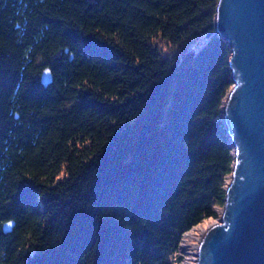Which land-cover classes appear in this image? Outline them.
<instances>
[{
	"label": "trees",
	"instance_id": "1",
	"mask_svg": "<svg viewBox=\"0 0 264 264\" xmlns=\"http://www.w3.org/2000/svg\"><path fill=\"white\" fill-rule=\"evenodd\" d=\"M219 1L0 0V264L182 263L234 171Z\"/></svg>",
	"mask_w": 264,
	"mask_h": 264
},
{
	"label": "water",
	"instance_id": "2",
	"mask_svg": "<svg viewBox=\"0 0 264 264\" xmlns=\"http://www.w3.org/2000/svg\"><path fill=\"white\" fill-rule=\"evenodd\" d=\"M215 20L232 46L235 83L222 112L235 163L227 203L203 231L197 264H264V0H220ZM42 80L53 82L50 68Z\"/></svg>",
	"mask_w": 264,
	"mask_h": 264
},
{
	"label": "rangeland",
	"instance_id": "3",
	"mask_svg": "<svg viewBox=\"0 0 264 264\" xmlns=\"http://www.w3.org/2000/svg\"><path fill=\"white\" fill-rule=\"evenodd\" d=\"M229 181H230V178L228 179V182ZM217 212L219 214L218 218L206 219L204 222L195 226L191 230V231L195 232L194 237H188V236L184 235V238L182 241V248H181V255L183 258L182 264H197L196 259H198V256L196 255V253L198 252V245L200 244V238L203 234L204 229H206L210 223H212L216 220L218 221L219 218L222 216L220 209H217Z\"/></svg>",
	"mask_w": 264,
	"mask_h": 264
},
{
	"label": "bare ground",
	"instance_id": "4",
	"mask_svg": "<svg viewBox=\"0 0 264 264\" xmlns=\"http://www.w3.org/2000/svg\"><path fill=\"white\" fill-rule=\"evenodd\" d=\"M186 236H188V237H194L195 236V232L190 230V231L187 232Z\"/></svg>",
	"mask_w": 264,
	"mask_h": 264
},
{
	"label": "built area",
	"instance_id": "5",
	"mask_svg": "<svg viewBox=\"0 0 264 264\" xmlns=\"http://www.w3.org/2000/svg\"><path fill=\"white\" fill-rule=\"evenodd\" d=\"M181 248H182V243H181ZM196 255H197V253H196ZM196 260H197V259H196ZM182 263H183V261H182ZM182 263H181V264H182Z\"/></svg>",
	"mask_w": 264,
	"mask_h": 264
}]
</instances>
